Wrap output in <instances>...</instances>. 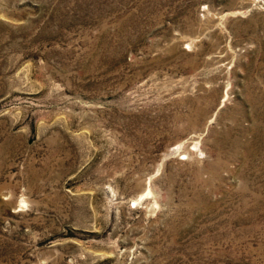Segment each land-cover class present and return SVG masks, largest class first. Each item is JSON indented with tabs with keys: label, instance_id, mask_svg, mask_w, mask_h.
<instances>
[{
	"label": "rangeland",
	"instance_id": "rangeland-1",
	"mask_svg": "<svg viewBox=\"0 0 264 264\" xmlns=\"http://www.w3.org/2000/svg\"><path fill=\"white\" fill-rule=\"evenodd\" d=\"M0 264H264V0H0Z\"/></svg>",
	"mask_w": 264,
	"mask_h": 264
}]
</instances>
